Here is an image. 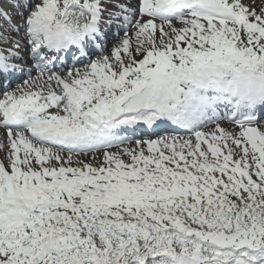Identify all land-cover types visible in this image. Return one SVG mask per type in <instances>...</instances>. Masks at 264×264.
<instances>
[{"label":"snow or ice","instance_id":"snow-or-ice-1","mask_svg":"<svg viewBox=\"0 0 264 264\" xmlns=\"http://www.w3.org/2000/svg\"><path fill=\"white\" fill-rule=\"evenodd\" d=\"M261 108L264 7L0 0V264H264Z\"/></svg>","mask_w":264,"mask_h":264},{"label":"rangeland","instance_id":"rangeland-1","mask_svg":"<svg viewBox=\"0 0 264 264\" xmlns=\"http://www.w3.org/2000/svg\"><path fill=\"white\" fill-rule=\"evenodd\" d=\"M243 2L250 5V6H255L257 8V10H259L261 7H264V0H243ZM221 126L223 128H225L226 130H230V131L238 130V128L236 126H234L233 124H230V123H228V125L225 124V125H221ZM1 131H0V142L6 143V137L4 136V134ZM5 155L6 154L3 151H0V158L5 157Z\"/></svg>","mask_w":264,"mask_h":264}]
</instances>
